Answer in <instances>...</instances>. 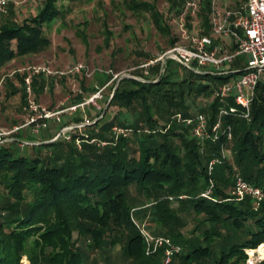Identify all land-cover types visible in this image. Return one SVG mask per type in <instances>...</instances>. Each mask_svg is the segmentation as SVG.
Instances as JSON below:
<instances>
[{"label":"trees","instance_id":"obj_1","mask_svg":"<svg viewBox=\"0 0 264 264\" xmlns=\"http://www.w3.org/2000/svg\"><path fill=\"white\" fill-rule=\"evenodd\" d=\"M63 1L75 0L35 2L37 14L21 22L13 7L0 17V67L49 45L43 31L62 16L64 7L58 3ZM126 1L131 12L150 14L170 46L179 40L170 36L153 2ZM183 1L168 0L171 18ZM208 13L209 1L204 0L198 12L204 35H209ZM105 35L108 39L109 32ZM167 64L160 75V63L147 75L139 64L133 78L120 79L109 95L107 118L73 127L49 143L38 142L52 137L37 138L32 131L23 135L21 129L0 142V264H22L23 256L29 264H90L93 252L115 246L124 264H160L161 250L145 254L133 215L146 216L156 226L155 235L181 246L173 264H246V250L264 244V199L256 206L251 198L236 201L229 193L237 175L264 192V77L250 103L249 119L224 115L232 138L200 142L174 115L187 118L201 112L212 124L221 106L234 105L232 98L221 102L214 97L194 114L188 101L211 95L217 82L236 72L219 75L181 65L184 73L177 75ZM111 78L105 76L103 89ZM74 106L75 112H84V106ZM75 116L73 122L56 120L60 125L83 122ZM222 147L230 148L233 163L222 156ZM211 159L216 162L209 173Z\"/></svg>","mask_w":264,"mask_h":264},{"label":"rangeland","instance_id":"obj_2","mask_svg":"<svg viewBox=\"0 0 264 264\" xmlns=\"http://www.w3.org/2000/svg\"><path fill=\"white\" fill-rule=\"evenodd\" d=\"M138 1L153 2L156 9L164 16L163 19L170 28V36H178L174 18H171L172 11L169 9L168 0ZM243 1L223 0L222 4L224 8H234L237 6L236 3L240 4ZM42 2L39 1L37 4H42ZM37 4L31 0L26 6L16 8L14 10L16 21L21 22L36 15ZM60 5L64 7L62 16L46 26L43 31L46 38L50 40L49 45L38 52L14 57L0 67V130L17 128V130H22L23 135H27L30 129L43 121L44 117L41 116L45 111L62 110V114L58 117L67 120L66 122H73L71 118H74V115L79 118L82 116V123L71 125H60L56 119H49L46 128L38 134L32 133L37 135V138L52 137L51 139H54L59 132L61 135H67L68 130L73 127L82 129L83 125L93 124L102 117L107 118L108 115L105 112L108 98L117 78L123 75L131 76L139 64L170 46L167 37L161 35L154 27L150 14L131 12L126 0H75L73 2L63 1L58 3V6ZM7 19L10 20V17ZM194 22V29H202V21L198 17ZM106 31L109 32L108 39H105ZM246 60V55L241 54L236 62L229 66L238 70L246 63ZM78 62L82 63L84 68L77 73L37 75L33 78L35 84L31 85V93H25L24 98L21 77L32 66L46 64L52 70L60 72ZM167 68L177 75L184 73L181 64L171 58L168 59ZM201 70L210 72L208 67L201 68ZM108 75L112 78L107 83L109 86L103 89L101 83ZM220 84L217 82V86ZM97 89H103V91L97 98L91 100V97L97 94ZM213 99V92L209 96L198 95L189 99L190 113L198 112V107L205 106ZM75 103L79 104L81 109L84 106V112L83 110L75 112L72 108ZM88 103L90 104L87 108L85 105ZM27 122H29L28 127H21ZM7 138H10V135ZM129 145L136 146L134 141H130ZM224 157L228 162L233 163L230 148L225 150ZM132 218L148 234L155 235L153 231L156 226L146 216L141 219L133 215L131 220ZM133 224L144 241L139 227L134 222ZM191 227L189 224L187 229ZM185 235L190 236L191 234L186 230ZM73 237H76L75 232ZM252 250H246V261L248 260L249 264H258L264 260L256 248ZM90 258V264H124L119 246L105 247L99 252H93ZM21 262L29 264L26 256H23Z\"/></svg>","mask_w":264,"mask_h":264},{"label":"built area","instance_id":"obj_3","mask_svg":"<svg viewBox=\"0 0 264 264\" xmlns=\"http://www.w3.org/2000/svg\"><path fill=\"white\" fill-rule=\"evenodd\" d=\"M30 1L0 0V17L6 15L10 7L22 8ZM32 1L39 2L43 0ZM203 1H183L178 15L174 18L179 41L156 56L144 61L139 67L142 69L143 74L147 75L152 66L158 63L161 65L163 61L166 62V60L171 58L196 72H201V68L204 67H208V71L211 73L219 75L236 72L213 91L214 97H217L221 102L225 98L230 97L234 101V105L221 106L217 112V118L212 124L209 123L207 116L201 112L187 118H182L180 113L174 115V118L187 126L191 135L200 142H217L221 136L226 141H229L232 138V132L229 125L223 124L224 115L233 113L249 119L250 103L254 98L258 82L264 77V0H244L234 8H224L223 0H208L209 35L202 34L201 28L194 29V21L198 17ZM241 54L246 55V63L238 70H234L229 64L236 62ZM83 68L84 66L80 62L60 72L52 70L46 64L32 66L24 75L22 86L25 93L30 94L31 81L35 75L77 73ZM99 95L100 91H97V94L93 95L91 100ZM237 106L241 108L240 113H236ZM72 108L74 109L75 106ZM61 112L62 110L55 112L45 111L41 116L44 117L43 121L31 129L32 133L38 134L41 129L46 127V119L54 118L59 120L58 115ZM27 125H29V122L21 127ZM16 130L17 128L0 130V142L7 139V136ZM114 130L119 131L116 127H114ZM224 152L225 148L222 147L221 153L223 157ZM215 162L216 159H211L208 162L207 170L209 173L212 171ZM230 196L236 201H241L247 197L251 198L255 205L258 206L264 199V192L261 187L251 184L242 176L237 175L230 191ZM132 221L137 225L133 218ZM138 227L144 237L145 254L152 255L161 250L160 264H173V257L181 252V246L172 242L168 237L150 235L142 227ZM246 264H249L248 260Z\"/></svg>","mask_w":264,"mask_h":264},{"label":"water","instance_id":"obj_4","mask_svg":"<svg viewBox=\"0 0 264 264\" xmlns=\"http://www.w3.org/2000/svg\"><path fill=\"white\" fill-rule=\"evenodd\" d=\"M164 63H165V61H163V62L161 63V65H160L159 75L161 74V72H162V70H163ZM122 78H133V77L128 76V75H126V76H125V75L120 76L119 78H117L116 83H115V86H114L113 89H115V88L117 87V84H118L119 80L122 79ZM140 80H141V79H140ZM142 81H144V80H142ZM104 109H105V108H104ZM59 134H60V132L58 133V135H57L54 139H51V140H48V141H43V142H38V143H49V142H52V141H54V140L59 136Z\"/></svg>","mask_w":264,"mask_h":264},{"label":"bare ground","instance_id":"obj_5","mask_svg":"<svg viewBox=\"0 0 264 264\" xmlns=\"http://www.w3.org/2000/svg\"><path fill=\"white\" fill-rule=\"evenodd\" d=\"M257 252L261 257L263 256L262 258H264V244L259 249H257ZM250 253H252V251H250Z\"/></svg>","mask_w":264,"mask_h":264}]
</instances>
